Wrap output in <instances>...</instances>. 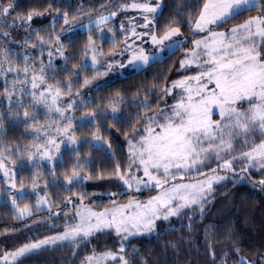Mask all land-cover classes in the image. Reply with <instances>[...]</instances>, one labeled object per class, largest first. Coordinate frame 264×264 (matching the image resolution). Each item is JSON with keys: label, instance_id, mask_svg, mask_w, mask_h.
<instances>
[{"label": "snow or ice", "instance_id": "6c2138e0", "mask_svg": "<svg viewBox=\"0 0 264 264\" xmlns=\"http://www.w3.org/2000/svg\"><path fill=\"white\" fill-rule=\"evenodd\" d=\"M46 2V7L18 11L16 0H0V136L7 119L31 137L23 145L0 140V172L7 184L0 196L7 195L15 219L33 221L22 231L32 233L41 226L62 231H37L11 248L5 246L0 264H23L29 256L62 244L71 245L75 257L100 235H107L113 246L97 251L94 245L80 264H150L132 244L134 239L161 231L175 234L174 218L186 219L190 231L197 216L203 219L220 184L250 181L264 191V0H202L191 8L181 0L168 16L164 0H103L99 9L81 6L74 12L69 10L71 0L67 5L64 0ZM129 10L136 16H128ZM253 10L255 15L244 16ZM37 17H50V27L34 23ZM236 19L240 22L223 27ZM78 30H86L87 36L76 47L82 35ZM19 32L23 40H14ZM181 48L177 79L157 76L162 85L154 83L143 93L138 89L130 101L120 89L101 95L99 102L92 98L93 91L108 84L101 78L150 66ZM77 53L83 58L77 59ZM126 102L134 109L128 114ZM86 125L89 134L78 136L77 130ZM112 128L123 133L127 163L121 160L108 169L101 165L97 171L94 152L116 159ZM84 144L87 152L81 150ZM65 148L70 163L58 171ZM25 161L37 170L30 189L17 178V165L22 168ZM45 162L50 179L41 183ZM105 178L113 191L87 190V182ZM145 190L149 195L141 199ZM98 195L108 198L102 208ZM45 207L48 220L34 217V211ZM56 219L64 222L50 224ZM225 239L234 242L235 234ZM184 240L178 236L165 248L175 252ZM186 242L191 244V238ZM215 243L205 230L207 264H216L223 250ZM224 247L220 264L229 258L232 264H264L259 251L249 259L239 245Z\"/></svg>", "mask_w": 264, "mask_h": 264}, {"label": "trees", "instance_id": "16d2710c", "mask_svg": "<svg viewBox=\"0 0 264 264\" xmlns=\"http://www.w3.org/2000/svg\"><path fill=\"white\" fill-rule=\"evenodd\" d=\"M64 2L67 5L69 0H64ZM101 2H103V0H71L72 7L69 10L74 12L81 6L84 7L86 11L92 8L99 9ZM184 2L191 8L197 6L198 3H202V0H184ZM16 3L19 5V8L17 9L18 11L37 5L43 7L47 6L46 0H16ZM179 3H181V0H164V15L168 16L170 10ZM255 14L256 10H253L252 12L244 13V16ZM239 22V19L232 20L223 27H231L232 24ZM60 23L62 24L63 22L61 21ZM50 24L51 21L49 20L38 23V25H42L45 29H48ZM56 27L57 31H59L60 24H57ZM223 27L219 30H223ZM185 35H188L187 29H185ZM86 36L87 31H82V35L77 37L76 47L80 46L82 41L86 39ZM194 38L196 37H190V39ZM109 46L108 43H105V50H107ZM187 46L190 47L191 45ZM15 50L16 48H13V53H15ZM181 52H183V48L176 51L174 55L167 54L163 58L157 59L152 62L150 66H145L139 70L126 74L123 77L108 82L106 87L93 91L92 98L99 102L98 98L101 95L108 96L114 90L120 89L126 93L127 100L130 101L133 94L138 89L143 93L154 83L162 85L163 80L157 81L155 79L157 76L166 75L169 77V81L171 79H177L178 76L176 75V69H179L178 61L182 58ZM36 54L39 55L38 51ZM76 55L77 59L83 58L79 53ZM57 62L62 63L63 61L58 60ZM173 65H175V69L172 68ZM188 73L191 72L180 71L179 74L187 75ZM87 74L91 75V71ZM0 91H2V79H0ZM157 91H159V89H157ZM149 95L154 96V93H149ZM130 110L134 111V109H130L129 103L126 102L124 105L125 114H128ZM88 128L89 126L86 125L84 128L78 129L77 135H88ZM105 128H107V124H105ZM4 131L5 135L0 136V140L7 141L9 144H15L19 141V143L23 145L31 140L30 136L24 137L22 135V125L19 127L10 125L7 119L5 120ZM104 135L108 136L109 132L105 131ZM111 138L113 142L112 151L116 153V159L109 160L108 156L103 152H94L93 155L95 157V167L97 168V171L100 170L101 165H103L105 169H108L121 160H123L125 164L127 163V143L124 140L122 131H117L116 128H112ZM121 145L123 147H121ZM81 150L87 152L89 150L88 145H82ZM64 151L65 159L60 162L58 171H63L65 165L70 163V161H68V149L65 148ZM121 153H123V155H121ZM16 159L19 160V157H16ZM48 167L50 166L45 165V168L41 170L44 172V176L41 177V183H43L44 179H50L47 175ZM16 171L18 173L17 178L23 179L30 189V178L37 170L25 161V166L21 168L17 165ZM193 177L194 176L189 177V179H192ZM2 187H7V184L3 181V177L0 175V188ZM86 187L89 192H95L97 194L114 190V185L106 182V178L103 180L94 179L89 181L87 182ZM147 194L149 195V192L148 190H145L143 196L140 198L144 199ZM97 200L99 202V208L104 207L108 203L106 195H98ZM24 202L30 201H22L21 205ZM121 202H126V200ZM96 206V204H93V207ZM198 211L199 210L197 209V212ZM33 215L34 217L48 220L46 207L40 212L34 211ZM59 215L63 217L64 213L60 212ZM187 215H191V213H188ZM63 222L62 219H56L50 221V224L54 223L56 225H61ZM32 223L33 221L31 220L15 219L7 195L4 194L0 196V251H2L5 246L11 248L13 245H17L27 236L37 231L44 235H51L55 231H62V228H51L50 226H41L38 229L33 228L32 233L22 231V229ZM172 223L176 226L175 234L161 231L159 235L153 233L152 235H146L132 241V244L139 249L141 257L148 258L150 264H165L166 261H168L169 264H207V260L210 259V256L205 255V230L209 233V239H215L216 248H223L222 251L217 253L216 264H220L221 260L224 258V253L227 251V247H224L225 245H239L243 250L244 255L249 259L256 258L257 251L264 255V191H262L259 186L254 187L250 181L220 184L214 193V199L211 200L209 205H207V211L204 214L203 219L197 216L190 231L186 219L180 221L174 218ZM13 227L16 228L17 231L12 232L11 229ZM164 227H167V224H165ZM6 228L9 229L7 233L4 231ZM231 233L235 234L234 242L225 239V237ZM181 235H183L185 240L179 244V247L175 252L165 248L167 242L175 241L176 238ZM189 237L192 240L191 244L186 242ZM94 245L98 246L96 249L97 251H104L105 247L111 248L113 246V241L107 235L97 236L90 244L82 246L79 249V254L75 257L73 256L71 245L62 244L59 247L49 246L46 250L29 256L23 261V264H80L81 259L92 250ZM198 252L199 254H197ZM227 264H232L231 258L228 259Z\"/></svg>", "mask_w": 264, "mask_h": 264}, {"label": "rangeland", "instance_id": "374dc122", "mask_svg": "<svg viewBox=\"0 0 264 264\" xmlns=\"http://www.w3.org/2000/svg\"><path fill=\"white\" fill-rule=\"evenodd\" d=\"M129 2H130V0H129ZM127 15H128V16H136V13H135L134 10H129L128 13H127ZM121 18L123 19V18H125V17H121ZM82 19L84 20L85 23H87V17H83ZM45 20H49V21H51V18H50V17H47V18H46V17H37L36 20L34 21V23L38 24V23H40V22H42V21H45ZM117 23H119V21H117ZM78 31H84V30H78ZM108 35L110 36L111 33H109ZM23 38H24V33H23V32H19L18 34L14 33V37H13L14 40H23ZM194 39H195V38H194ZM11 46H12V48H17V45H16L15 43H12ZM166 55H167V53H165L163 56H161V57L158 58V59H161V58H163V57L166 56ZM191 67L195 70V65H192ZM134 71H136V70L129 69V71H127V72L118 71V72H115V73H111L110 76L107 77V78H101V79H107L108 82H110V81H112V80H114V79H117V78L123 77V76H125L126 74H129V73L134 72ZM191 74H193V73L191 72V73H188L187 75H191ZM86 94H87V93H86ZM245 106H247V105H245ZM82 110H83V109H81V111H82ZM75 115H76V117H77V120H79L80 115H81V112H77ZM238 148H239V146H238ZM10 163H11V161H9V164H10ZM45 165H47L46 162H45ZM239 167H240V165L238 164V165H237V168L239 169ZM16 169H17V168H16ZM0 175L3 177V173H2V172H0ZM195 178H196V177H193L192 179H195ZM152 194L154 195L155 193L153 192ZM147 196H148V194H147ZM147 196H145V197H147ZM145 197H144V198H145Z\"/></svg>", "mask_w": 264, "mask_h": 264}]
</instances>
